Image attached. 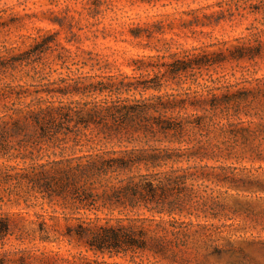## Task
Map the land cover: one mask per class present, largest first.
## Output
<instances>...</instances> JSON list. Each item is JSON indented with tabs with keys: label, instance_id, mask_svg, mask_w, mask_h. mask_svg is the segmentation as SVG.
<instances>
[{
	"label": "trees",
	"instance_id": "16d2710c",
	"mask_svg": "<svg viewBox=\"0 0 264 264\" xmlns=\"http://www.w3.org/2000/svg\"><path fill=\"white\" fill-rule=\"evenodd\" d=\"M230 2L233 8L226 11L248 23L242 36L221 42L216 52L194 48L181 56L170 54L169 61L138 60L133 68L138 74L131 77L61 79L56 88L45 90L49 98L28 103L9 102L12 89L0 88V159L23 161L27 167L15 175L17 184L39 190L61 210L49 220H62L63 231L52 227L50 236L42 221L43 242H74L85 253L108 258L129 255L131 264H142L134 260L147 255L172 262L190 232L202 233L207 242L218 229L183 218L206 219L221 189L245 181L230 167H218L214 174L209 170L215 168L199 163L231 159L238 146L242 154L246 147L257 158H263L261 147L264 151V76L216 86L223 76L209 75L198 82L204 67L264 68V0ZM169 84L189 86L159 94ZM147 91L156 94L144 97ZM213 130L231 135V146L212 144ZM45 147L59 149V156L42 163ZM75 147L87 150L63 154ZM9 236V219L0 212V245ZM12 261L0 254V264ZM61 264L107 263L79 253Z\"/></svg>",
	"mask_w": 264,
	"mask_h": 264
},
{
	"label": "rangeland",
	"instance_id": "374dc122",
	"mask_svg": "<svg viewBox=\"0 0 264 264\" xmlns=\"http://www.w3.org/2000/svg\"><path fill=\"white\" fill-rule=\"evenodd\" d=\"M233 5L230 0H0V88L12 89L9 102L19 98L28 103L37 97L49 98L45 90L56 88L61 79L120 74L131 77L138 74L133 71L138 60L169 61L170 54L181 56L194 48L209 54L216 52L221 42L242 36L247 26L248 21L226 11ZM21 55L25 58L20 61L11 59ZM242 67L240 64L234 68L228 63L209 71L204 67L198 82L204 83L209 75L211 79L223 76L216 86L264 76L262 67L248 71ZM188 86L169 84L159 94L183 92ZM194 89V85L190 86V90ZM155 94L147 91L144 97ZM210 136L212 144L224 142V148L231 146L229 134L221 136L213 130ZM79 150L87 148L66 149L63 154ZM236 150L231 159L199 163L215 168L209 170L214 174L219 173L218 167H230L238 179L245 181L243 186L221 189L206 219L183 218L217 226L209 240L206 242L200 232H190L187 245L176 249L178 255L172 262L150 255L134 262L264 264V151L261 147L263 158H257L246 147L243 154L240 146ZM59 153V149L45 147L42 163L57 158ZM25 167L19 159H0V212L9 219L11 228V236L0 245V254H9L11 264H22L21 260L23 264H61V259L79 253L107 264H131L129 255L108 258L85 253L74 242H43L42 221L48 225L50 236L52 227L63 231L62 220H49L51 214L58 216L61 210L39 190L17 184L19 178L15 175ZM6 174L11 178L5 180ZM104 213L97 215L104 218Z\"/></svg>",
	"mask_w": 264,
	"mask_h": 264
}]
</instances>
